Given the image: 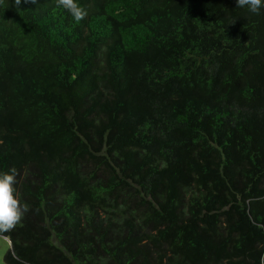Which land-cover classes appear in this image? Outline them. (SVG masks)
<instances>
[{"label": "trees", "instance_id": "trees-1", "mask_svg": "<svg viewBox=\"0 0 264 264\" xmlns=\"http://www.w3.org/2000/svg\"><path fill=\"white\" fill-rule=\"evenodd\" d=\"M0 5L6 264H261L264 8Z\"/></svg>", "mask_w": 264, "mask_h": 264}, {"label": "clouds", "instance_id": "clouds-1", "mask_svg": "<svg viewBox=\"0 0 264 264\" xmlns=\"http://www.w3.org/2000/svg\"><path fill=\"white\" fill-rule=\"evenodd\" d=\"M25 3H36V0H24ZM22 0H14V6L19 8ZM5 0H0L4 5ZM58 6L66 9L76 22L87 18L88 9L82 6L78 0H57ZM236 6L246 8L253 15H260L264 8V0H236ZM18 172L15 168L0 173V233H7L21 226L28 213L29 206L21 202V197L16 189ZM261 264H264V256H261Z\"/></svg>", "mask_w": 264, "mask_h": 264}, {"label": "rangeland", "instance_id": "rangeland-1", "mask_svg": "<svg viewBox=\"0 0 264 264\" xmlns=\"http://www.w3.org/2000/svg\"><path fill=\"white\" fill-rule=\"evenodd\" d=\"M10 247L11 244L9 239L0 235V264H6L4 261V256Z\"/></svg>", "mask_w": 264, "mask_h": 264}]
</instances>
